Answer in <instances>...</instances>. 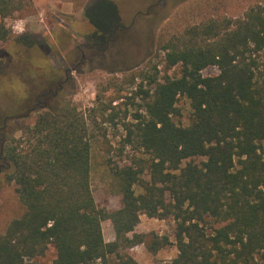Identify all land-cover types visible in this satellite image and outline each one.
<instances>
[{"label": "trees", "instance_id": "1", "mask_svg": "<svg viewBox=\"0 0 264 264\" xmlns=\"http://www.w3.org/2000/svg\"><path fill=\"white\" fill-rule=\"evenodd\" d=\"M14 11L12 0H0L1 42L10 36L3 21ZM224 26L190 29L161 46L166 72L178 67L179 76L165 74L146 93L134 134L150 157L149 181L136 196L140 177L120 170L121 207L114 212L99 209L91 194L94 135L75 107L41 108L32 124L12 125L0 142V181L12 186L23 213L0 235V264H25L48 246L52 264H108L109 256L138 264L120 249L143 244L156 253L169 244L156 234L128 237L141 215L174 224L170 264H264V3ZM100 28L105 38L115 29ZM211 67L217 73L204 77ZM54 86L47 94L55 95ZM179 98L191 111L185 127L173 122ZM105 220L112 243L103 240Z\"/></svg>", "mask_w": 264, "mask_h": 264}, {"label": "rangeland", "instance_id": "2", "mask_svg": "<svg viewBox=\"0 0 264 264\" xmlns=\"http://www.w3.org/2000/svg\"><path fill=\"white\" fill-rule=\"evenodd\" d=\"M12 1L15 11L3 21L10 36L5 42L0 41V125L6 127L0 128V142L13 130L12 125L20 128L32 124L41 108L60 104L75 107L92 127L90 190L97 207L107 212L121 207L117 180L120 170L130 168L140 177L133 187L136 196L144 193L141 183L149 181L150 157L135 142V125L145 115L146 93L151 94L154 87L151 83L161 82L165 74L179 76L178 67L166 72L161 46L180 42L190 29L209 23L226 26L242 18L250 7L264 3V0ZM100 27L107 33L115 29L105 38ZM16 39L25 43L22 48ZM98 39L103 41L98 44ZM216 73L211 67L202 75ZM54 84L63 86L57 96L53 92L47 94L50 89L55 91ZM31 109L36 113L28 121H13ZM177 109L173 122L187 126L191 118L188 102L179 98ZM22 213L12 186L0 181V235ZM173 226L168 219L161 221L141 215L128 237L156 234L169 244L156 253H149L143 244L120 249L119 253L131 256L138 264H170L177 254ZM101 228L104 242H114L111 222L103 221ZM150 239L151 236L146 238ZM54 259L55 250L48 246L43 256L26 260L25 264H52ZM115 263V257L109 256L108 264Z\"/></svg>", "mask_w": 264, "mask_h": 264}, {"label": "flooded vegetation", "instance_id": "3", "mask_svg": "<svg viewBox=\"0 0 264 264\" xmlns=\"http://www.w3.org/2000/svg\"><path fill=\"white\" fill-rule=\"evenodd\" d=\"M62 88H63V86L62 85H59V88L57 89V90H62ZM56 90V92H55V95L54 96H56L57 94H58V91Z\"/></svg>", "mask_w": 264, "mask_h": 264}]
</instances>
